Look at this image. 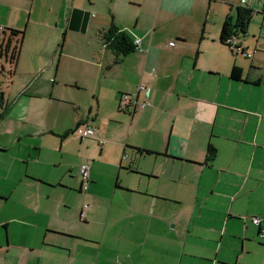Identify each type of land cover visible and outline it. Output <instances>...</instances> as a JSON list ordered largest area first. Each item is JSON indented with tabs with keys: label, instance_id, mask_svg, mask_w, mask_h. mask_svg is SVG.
Returning a JSON list of instances; mask_svg holds the SVG:
<instances>
[{
	"label": "crops",
	"instance_id": "obj_1",
	"mask_svg": "<svg viewBox=\"0 0 264 264\" xmlns=\"http://www.w3.org/2000/svg\"><path fill=\"white\" fill-rule=\"evenodd\" d=\"M231 1L0 0V52L8 43L19 49L13 64L0 53V114L8 107L0 119V204L10 215L0 225V264H264V49L255 41L246 58L221 42L225 18L234 21L239 7L240 0ZM217 4L228 10L212 16L207 29ZM247 7L251 19L260 18L259 35L264 0H247ZM75 9L96 13L84 33L68 28ZM111 25L140 40L139 50L115 63L108 99L115 126L111 117H92L91 103L73 122L74 129L92 127L95 136L81 138L75 129L64 137L66 128L45 122L57 114L55 103L76 104L56 94L70 76L64 59L93 66L79 56V42L95 33L109 51L99 31ZM248 27L237 35L241 46L256 38ZM8 29L23 37L8 39ZM233 66L241 81L230 79ZM17 74L26 83L7 98L4 81L9 77L11 85ZM140 84L151 91L136 99L150 105L122 110L120 96L132 98ZM75 133L78 145L84 139L100 144L91 153L86 191L74 144L68 146ZM25 136L38 138L31 144L37 157L27 156L31 171L11 174L24 160L21 147L30 149ZM87 144L75 147L85 156ZM208 144L216 149L210 164Z\"/></svg>",
	"mask_w": 264,
	"mask_h": 264
},
{
	"label": "rangeland",
	"instance_id": "obj_2",
	"mask_svg": "<svg viewBox=\"0 0 264 264\" xmlns=\"http://www.w3.org/2000/svg\"><path fill=\"white\" fill-rule=\"evenodd\" d=\"M239 2V0H232V4H236ZM217 10L216 13L214 12L212 15L209 16L208 23H207V29L211 26V21H212V16L216 17L217 15L220 14V9H227L228 7L217 4L215 5ZM255 11V9H254ZM231 14L235 13V9H232L230 11ZM92 18L96 16L95 12H92L90 14ZM260 18L256 14L252 17L251 19V24L248 27V31L254 32L255 33V39L252 40L250 37H246L244 42L242 43V47L246 49L248 45L250 48L247 50L248 53L253 52V48L255 46V41H257V46H258V51H261V49H264V43L262 40V34L259 33V22ZM202 23H199L198 25V30L200 31L202 29ZM168 31H170V27L168 28ZM194 31L193 29V23L191 25V30L190 32L192 33ZM84 33V32H83ZM80 34V33H79ZM81 35V34H80ZM80 49L78 48V52L80 53L79 56L81 58H86L91 61H93V66L92 65H84L80 62L72 61V60H67L64 59V63L66 62V73H68L69 78L64 77L66 81V86L67 87H62L60 89L59 93H56L58 95H61L63 99H71L75 100L76 104H72L71 102L66 101H59L55 103L56 105V111L57 114H49L48 118L45 119L46 124L49 122H56L58 125L56 127L57 131H61L63 129H67V131H72L74 129V116L79 113V111H85L86 113L88 112V107L91 103L94 104V110L92 111L91 116L97 118V120L103 121L105 117H111L109 118L111 121H114L111 123L112 126H115V115H111L110 113L115 114V108L112 107L111 104H109L108 99L111 95L112 88L115 86L114 80H115V63H117L115 56L107 50H104L99 42L98 36H96L95 33L88 32V34H85L84 37L80 40L79 42ZM248 46V47H249ZM242 56V55H241ZM240 56V59H243ZM239 57V56H238ZM120 60V59H119ZM9 70V69H8ZM8 79L4 81V85L2 86V90L4 91L5 97L8 98V96L12 93L15 94L17 89L19 87H22L26 82L24 79L21 78V75L17 74L16 76L13 77L14 82L10 85V78L7 77ZM0 81H3V78L0 79ZM28 82V81H27ZM78 83L81 85L80 90H77L74 86V83ZM7 84V85H6ZM64 85V86H65ZM23 88V87H22ZM21 88V89H22ZM11 92V93H10ZM34 108L38 111H43L44 110V103H36L34 105ZM47 111V109H46ZM46 113V112H45ZM3 116L0 118L2 119ZM109 125V132L111 133V138L115 139V134L112 133V127ZM65 132V130H63ZM53 135H57L54 133ZM59 135L58 137H60ZM72 137V136H71ZM74 141L69 140L68 146L74 144V156L78 158V162L75 164L80 166L81 164H89L92 165V161L94 158H91V153L98 149L100 147V144L95 141L92 142L91 140H82L81 145L79 144V135L76 133L73 135ZM43 138V137H42ZM41 138V142H42ZM48 137L45 136L44 140H46ZM55 138V137H54ZM37 137L36 136H25L23 138V142L25 144H28L30 146V149L27 146H23L20 149V155L24 157V160H21L20 163L14 164L13 168L14 171L11 173L13 174L15 171H20L24 172L29 169L31 171L33 167V163L27 162V156L31 153L32 157L36 158L37 157V151L33 150L32 145L37 142ZM85 143V144H84ZM85 148H87L88 151L82 154V146L86 145ZM81 149L78 150L76 149ZM67 147V146H66ZM67 152V150H65ZM51 153V149H48L47 151H44L41 154L42 160H45V154ZM55 153L59 154L58 148L55 149ZM68 153V152H67ZM75 158V157H74ZM73 158V159H74ZM8 164L10 165V161H7ZM2 166H0L1 168ZM37 167V166H36ZM72 176L76 177L75 172L72 173ZM128 178H130V175H127ZM1 182V180H0ZM9 213L7 212L6 207H3L0 204V225L1 223L5 222L9 218ZM0 231L2 229L0 228ZM3 232V231H2Z\"/></svg>",
	"mask_w": 264,
	"mask_h": 264
},
{
	"label": "trees",
	"instance_id": "obj_3",
	"mask_svg": "<svg viewBox=\"0 0 264 264\" xmlns=\"http://www.w3.org/2000/svg\"><path fill=\"white\" fill-rule=\"evenodd\" d=\"M252 15V10L249 9L246 5V7H237L236 8V18L233 21L230 17H226L220 32V39L222 43L226 44V41L233 37L237 36L238 34L245 35L247 27L250 23ZM5 34V33H4ZM8 35L9 38L16 36L19 38V40L23 37V32L17 31V30H11L8 29ZM99 36L103 42V45L106 49L112 52V54L115 56L117 62L119 59L139 50L134 45L133 41L134 38H132L128 33L118 30L114 25H111L106 30L99 31ZM245 51V49H243ZM2 52L5 55H8L9 59L13 62L16 61L19 53V49L16 45L13 47H10L9 43L6 44ZM242 78V71L240 68L233 66L232 71L230 73V79L233 81H241ZM2 92H0V107L2 108L3 101H2ZM8 107H4V112L0 114V118L6 115ZM79 125L76 126L75 129H78ZM75 130L66 132L64 137L67 135H70L74 133ZM144 153H151L149 151L145 150H138ZM216 149L211 145H207L206 149V157H205V163L210 164L215 159Z\"/></svg>",
	"mask_w": 264,
	"mask_h": 264
},
{
	"label": "built area",
	"instance_id": "obj_4",
	"mask_svg": "<svg viewBox=\"0 0 264 264\" xmlns=\"http://www.w3.org/2000/svg\"><path fill=\"white\" fill-rule=\"evenodd\" d=\"M258 4L262 5V1H258ZM246 5H247V0H240L239 7H246ZM261 34H262V40L264 42V26L261 29ZM238 38H239L238 36H233L226 41V44L228 45L231 52L235 54H240L246 58H250L251 54L243 51L244 48L240 45V41ZM133 43L137 47V49H140L139 39L134 38ZM150 91L151 89L148 86L140 84L138 86L136 94L132 98H130V96L127 94H122L120 96V108L124 111H129V113H133L135 109L143 110L144 108L148 107L150 104L148 101L139 103L136 99L137 94L139 92H143L144 95L148 97L150 94ZM77 131L79 132L81 138H92L96 134L95 129H93L92 127H89L87 124L79 127ZM79 173H80V179H81V190L86 191L88 188V184H89L90 165L87 163L81 164L79 166ZM252 224L255 226H259L260 220L258 218H253ZM259 236L263 238L262 244L264 245V229H261L259 231Z\"/></svg>",
	"mask_w": 264,
	"mask_h": 264
},
{
	"label": "water",
	"instance_id": "obj_5",
	"mask_svg": "<svg viewBox=\"0 0 264 264\" xmlns=\"http://www.w3.org/2000/svg\"><path fill=\"white\" fill-rule=\"evenodd\" d=\"M90 14L81 10H73L69 21V30L74 32H85Z\"/></svg>",
	"mask_w": 264,
	"mask_h": 264
},
{
	"label": "flooded vegetation",
	"instance_id": "obj_6",
	"mask_svg": "<svg viewBox=\"0 0 264 264\" xmlns=\"http://www.w3.org/2000/svg\"><path fill=\"white\" fill-rule=\"evenodd\" d=\"M0 53H1V55H3V54H4L2 51H1ZM7 56H8V55H7Z\"/></svg>",
	"mask_w": 264,
	"mask_h": 264
}]
</instances>
